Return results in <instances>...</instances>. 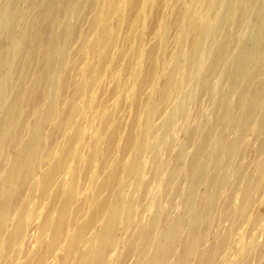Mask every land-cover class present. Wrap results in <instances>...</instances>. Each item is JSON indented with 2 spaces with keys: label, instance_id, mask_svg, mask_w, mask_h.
Returning <instances> with one entry per match:
<instances>
[{
  "label": "bare ground",
  "instance_id": "6f19581e",
  "mask_svg": "<svg viewBox=\"0 0 264 264\" xmlns=\"http://www.w3.org/2000/svg\"><path fill=\"white\" fill-rule=\"evenodd\" d=\"M260 76L264 0H0V264L228 263Z\"/></svg>",
  "mask_w": 264,
  "mask_h": 264
},
{
  "label": "rangeland",
  "instance_id": "374dc122",
  "mask_svg": "<svg viewBox=\"0 0 264 264\" xmlns=\"http://www.w3.org/2000/svg\"><path fill=\"white\" fill-rule=\"evenodd\" d=\"M258 5H260V2L258 3ZM256 10H257V6H253V8L248 9L245 14L247 13L248 15L253 14L254 11ZM148 38L147 39L149 41V44H151L152 46L151 49H153V52H155L156 48L153 47L154 39H152L153 38L152 36L151 37L149 36ZM172 48H173V44L170 45V50ZM258 66H261V64H259ZM245 85H246V82L242 81L240 83V88L243 89ZM254 85L255 86L264 85V77L263 76L258 77L255 80ZM222 87L224 88V90H228L230 88L229 81H226L222 85ZM229 128H230L229 126L227 125L225 126L226 130ZM259 180L260 181L258 183V186L256 187L253 198L249 199V201L245 203V205L243 206L244 210L239 212L235 217V220L239 223V226L236 229L235 239H230L228 241V245H227L228 247L226 246L227 247L226 256L228 255V253H232L233 255H235V257L231 259L230 261H228V263H224L225 258L223 259L217 258L215 260V264H233L234 261L236 263H239L241 261L242 263H244L245 261L246 262L248 261V258L250 256L249 255L250 252H248V249L254 244V235L257 231V228L259 226L264 225V175L262 176V178L259 177ZM205 227L206 225L203 226V229ZM161 234L162 232L161 230H159V235ZM182 239L183 240L185 239V241H187L185 234L183 235ZM211 240L212 239H210L209 242ZM199 244L200 242L196 245L195 250L190 247L191 248L189 252L190 260H197L199 258V253L201 251V250L197 251ZM140 250H141L140 248H137L135 250L134 257L138 256ZM84 251L85 250H83V252ZM259 256H260L259 258L261 262L258 264H264V246L262 247ZM132 262L133 261L131 260V263ZM254 263L255 262H252L251 264H254Z\"/></svg>",
  "mask_w": 264,
  "mask_h": 264
}]
</instances>
